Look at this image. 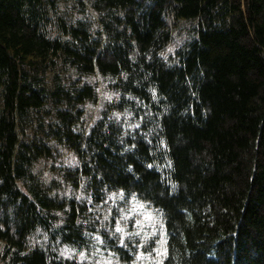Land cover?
Masks as SVG:
<instances>
[{
	"label": "trees",
	"instance_id": "16d2710c",
	"mask_svg": "<svg viewBox=\"0 0 264 264\" xmlns=\"http://www.w3.org/2000/svg\"><path fill=\"white\" fill-rule=\"evenodd\" d=\"M131 196L164 264H264V0H0V264L131 259Z\"/></svg>",
	"mask_w": 264,
	"mask_h": 264
},
{
	"label": "rangeland",
	"instance_id": "374dc122",
	"mask_svg": "<svg viewBox=\"0 0 264 264\" xmlns=\"http://www.w3.org/2000/svg\"><path fill=\"white\" fill-rule=\"evenodd\" d=\"M184 34L178 31L174 32L172 44L167 47L164 56H167L166 54H168V51H171L173 47L180 48V43L186 42L190 37L191 30L189 29ZM99 93L100 95H105V92H102L101 90ZM95 111L96 107L90 106L88 110V118H92ZM58 155L60 158H58L57 161L54 160L50 162L49 164L51 166L60 164L68 166L70 165L69 163H72L68 159V154H64L65 159L64 156L63 158L61 157L60 152H58ZM71 160H74L73 157ZM47 169L48 165L45 168V174L47 173ZM122 202L124 204L123 212H120L119 208L117 209V213H120V216L116 223V233L123 238H125L126 234L135 237L134 240L137 244L131 259L122 262L117 256L113 255L100 245H96L89 254L84 251H77L63 247L60 250L61 256L63 258H68L73 264H163L166 250V237L164 221L161 214L153 212L151 208L147 207L139 200H136L133 196L122 200ZM118 203L120 202L111 200L109 205H116ZM1 248L2 245H0V250Z\"/></svg>",
	"mask_w": 264,
	"mask_h": 264
}]
</instances>
